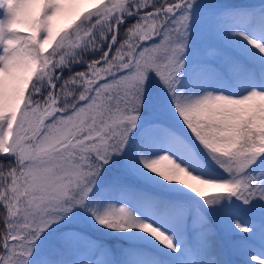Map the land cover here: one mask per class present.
Listing matches in <instances>:
<instances>
[{
	"label": "rangeland",
	"instance_id": "rangeland-1",
	"mask_svg": "<svg viewBox=\"0 0 264 264\" xmlns=\"http://www.w3.org/2000/svg\"><path fill=\"white\" fill-rule=\"evenodd\" d=\"M118 1L0 0V154L12 156L28 143L5 194L17 230H33L32 239L16 249L25 258L62 250L64 264H116L110 242L131 230L157 251L152 257L135 254L132 264H212L204 258L210 233L237 232L229 239L226 264H264V155L235 172L221 171L171 126L108 121L139 109L175 119L186 109L225 127L213 139L214 150L232 148L245 133L247 146L261 151L264 2H189L184 15L194 14L178 23L192 38L201 32L200 44L193 38V45L153 46L147 27L116 61L94 67L73 99L60 103L53 97L59 71L42 108L30 115L20 111L29 77L52 70L53 58L109 16ZM179 5L147 14H171ZM17 138L24 140L10 152L7 146ZM126 175L165 181L184 195L222 197L204 200L203 212L196 206L159 208L120 190Z\"/></svg>",
	"mask_w": 264,
	"mask_h": 264
},
{
	"label": "trees",
	"instance_id": "trees-1",
	"mask_svg": "<svg viewBox=\"0 0 264 264\" xmlns=\"http://www.w3.org/2000/svg\"><path fill=\"white\" fill-rule=\"evenodd\" d=\"M193 1L119 0L110 9L109 16L95 21L90 31L81 36L75 44L67 47L60 58H53L52 70L43 76L33 73L29 77L23 88L20 111L22 114L27 113L30 115L36 114L42 108L46 94L50 91V83L54 81L59 71L60 77L54 83L53 97L60 103L61 101L65 102L73 99L86 86L88 74L93 71L94 67L102 66L109 60L116 61L133 46L136 41L135 34L137 32L142 33V30H147V27L152 28L151 32L153 33L152 38H149L147 43L153 46L160 45L168 48L179 45L184 41H189L193 45V38H197L200 44L203 42L200 38L202 36H198L201 32L193 33L192 38L188 33H184V24L180 25L178 23L179 20L183 23L190 15L194 14V11L189 10L188 16H186L183 10L187 3ZM256 1L264 2V0ZM174 2H180V5L171 14L165 12L147 14L150 10H159ZM127 12H134L138 15L131 13V16H127ZM197 39L194 40L197 41ZM111 42L113 44L109 47L108 55L103 61L94 65L93 61H99L103 58ZM67 63H73V66L70 69L61 68L63 64ZM254 107L258 108L259 104L254 103ZM176 113L174 119L155 109H139L133 115L127 114L119 117L117 115L116 119L108 117V121L109 123L141 121L142 125L161 122L171 126L184 137L204 162L215 166L221 171L235 172L238 168L253 162L256 157L264 155V148L261 151H252L247 146L245 133L240 137L238 136L232 148L228 150L221 149L220 151L214 150L213 139L225 130L221 123L214 119L206 120L186 109H180ZM242 129L245 130L243 124ZM27 144V142H24L18 153L12 156H0V264L12 261H19L20 264H64L66 258L60 256L63 254L62 250L44 249L37 255L33 254L25 258L16 249L19 243L32 239L31 232L33 230L25 234L17 230L10 211L11 205L5 194L7 189L12 186V178L17 174V169L23 162V154L27 151ZM31 154H33L32 151ZM122 181L124 185L123 188H119L120 190L126 191L130 195L145 197L159 208L167 207L168 210L182 205L189 210L192 206H196L198 210L202 211L201 207L204 200L222 197L220 192L184 195L177 191H171L167 183L159 179H140L134 175H126L122 177ZM243 211L248 212L247 209ZM207 218L209 219V217ZM238 235L237 232L232 235H226V233L218 235L215 231L211 232L204 258L212 261V264H226L229 239ZM110 244L112 245L111 252L116 264H132V258L135 254L152 257L157 253L156 249L143 242L141 237L131 230L126 235L122 233L116 236ZM11 247L12 251L9 250Z\"/></svg>",
	"mask_w": 264,
	"mask_h": 264
},
{
	"label": "bare ground",
	"instance_id": "bare-ground-1",
	"mask_svg": "<svg viewBox=\"0 0 264 264\" xmlns=\"http://www.w3.org/2000/svg\"><path fill=\"white\" fill-rule=\"evenodd\" d=\"M43 117H44V113H42L40 118L42 119ZM20 143H22L21 138H17L16 140H11L7 146V150H9L10 152L14 151L20 145Z\"/></svg>",
	"mask_w": 264,
	"mask_h": 264
},
{
	"label": "water",
	"instance_id": "water-1",
	"mask_svg": "<svg viewBox=\"0 0 264 264\" xmlns=\"http://www.w3.org/2000/svg\"><path fill=\"white\" fill-rule=\"evenodd\" d=\"M113 43L111 42L110 44H109V47L112 45ZM109 47H108V49H109ZM106 50V52H105V54H104V56H103V58L101 59V60H103V59H105V57L108 55V52H109V50ZM100 61V60H99ZM57 79H58V77H57ZM41 120L42 119H40L39 121L41 122ZM24 139H21V141H23ZM0 155H4V156H6V155H8L7 153H3V154H0Z\"/></svg>",
	"mask_w": 264,
	"mask_h": 264
}]
</instances>
